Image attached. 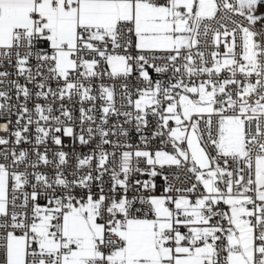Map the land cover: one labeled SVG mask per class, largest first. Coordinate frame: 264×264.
<instances>
[{
	"label": "snow or ice",
	"instance_id": "obj_1",
	"mask_svg": "<svg viewBox=\"0 0 264 264\" xmlns=\"http://www.w3.org/2000/svg\"><path fill=\"white\" fill-rule=\"evenodd\" d=\"M262 8L264 0H0V84L13 75L5 65L18 78L8 81L17 103L0 90V131L14 137L0 145L33 144L31 155L3 150L0 264H264ZM221 12L233 27L204 24ZM210 31L206 57L201 35ZM105 77L125 81L131 111L117 109ZM150 115L156 131L140 135L143 148L110 139L129 137L123 125L133 122L141 134ZM112 116L124 120L109 127ZM65 137H98L71 172ZM156 137L172 151L148 150ZM165 166H186L195 182L164 176L155 194Z\"/></svg>",
	"mask_w": 264,
	"mask_h": 264
},
{
	"label": "built area",
	"instance_id": "obj_2",
	"mask_svg": "<svg viewBox=\"0 0 264 264\" xmlns=\"http://www.w3.org/2000/svg\"><path fill=\"white\" fill-rule=\"evenodd\" d=\"M222 16H223L222 12L218 13L214 20H212V21H207L206 20L204 22V24L210 25V27L212 29L219 28L221 23L227 24L228 27H230V28L233 27V25L229 21L223 20ZM220 30L223 31V29H220ZM255 30L264 31V23H258L257 25H255ZM201 33H203V25L201 26ZM211 36H212V32L211 31L209 32L207 37H204L203 35H201V42H202L201 43V50L205 51L206 57L208 55V52L210 50H212L211 43H210ZM193 51L195 52V49H193ZM221 51H223V46H221ZM34 63H35V61H33V64ZM4 68H6L9 72H12L13 75L10 76L8 78V80L5 81L4 84H0V90L9 91L10 94L12 95V103H17L18 101L15 98L14 87L8 81L15 80V79H18V78L15 76L14 69L11 66L5 65ZM0 70H4V69L0 68ZM222 75L223 76H227V73H223ZM252 81L255 82V77L252 78ZM19 82L21 84L25 83V81H24V79L22 77L19 78ZM103 82L105 84H108L109 86H114L115 87V89H116L115 104H116L117 109L119 111H121V112H123V111H131V109L126 107V106L122 107V105H126L127 104L126 99L122 98V95H121L122 89L120 87V85L122 83H125V81L121 80V79L113 80V79H109L108 77H105ZM100 83H101V81H99V80L93 81L94 86H97V87L99 86ZM127 83H129L130 87H132L133 89L136 86H138V81H137L136 77L131 78L130 80L127 81ZM51 86L53 88H55L56 87V81H54V80L51 81ZM28 87L33 90V93L36 91V89L34 88V86L32 84H29ZM0 102H2V101H0ZM33 102H35V97H33ZM40 102L44 103L43 100H41ZM97 103L101 104L102 101H97ZM65 104L67 105L68 102L65 101ZM55 106L59 107V102H56ZM69 106L72 107L74 115L78 116L79 115V111L78 110H79V107H80L79 102L78 101L73 102ZM85 106H88V105L86 104ZM29 107L30 108L32 107V103H29ZM97 115H99V113H97ZM5 118H9V117H7V114H5ZM10 119H11V124L9 125V129L11 131H14L17 128L16 116L12 115L10 117ZM123 120H124V117H122V116L119 117V118H117L116 116H112L110 118V120H109V125L108 126L110 127L113 123L122 122ZM148 120H149V125H148L147 129H143L142 130L141 134H137V132L135 131V123L133 122L132 124H124L123 125L124 128L129 130V133H130L129 137H123V136L114 137L113 136V137H110V139H112V140L119 139L121 141V143H130V144L133 145V150L135 149V147L137 145H139L140 148H143L144 145L141 144V142H140V135H147V136L151 137L152 133L154 131H156L157 118L150 115L148 117ZM0 123H4V119H0ZM78 127H79V125L77 124V128ZM29 135H31V133H29ZM0 136L9 137V133L0 131ZM9 139L14 141V137H9ZM63 139H64V144H65L64 151H66V152H68L70 154L69 164L67 166V169H68L69 172L72 171L73 166L75 165V154H81V155L89 154L95 148L96 143L98 142V137L93 139L91 141V143L88 144V145H81V144H79L78 141L73 143L71 138H67V137H65ZM166 139H167L166 137H156L155 139H150L149 142H148V150L154 152L156 149H160L161 147H163L165 150L171 152L172 151L171 144H165V145L161 144V141L162 140H166ZM47 146H48L49 149H54L56 147L55 145L51 144V142H49V144ZM105 147L107 148V150L109 152L113 151V148H112L111 145H107ZM32 148H33V144H29V143H21L19 145H16L13 142V143H9L8 145H0V162H2V163H7L8 162V161H5L4 157H3V150L4 149H7L8 151H11V150L15 149L17 151V154H18L20 149H25V150H28L30 152V155H31ZM121 150H126V149H121ZM41 151H43V146L41 147ZM49 156L51 158V153H49ZM31 158L35 159V156L32 155ZM132 163H133L134 166L136 165L137 161H136L135 157H133ZM139 167H141V168L147 167L142 159H141V162L139 163ZM48 171H51V169L49 168ZM158 171H160L161 175L155 177V183H156V192H155V194H160L163 191L164 187H166V184H165V181H164V176H168L169 182L173 183V184H176V186H178V187H186V186H188L187 182L184 183V184H180V182H179V179H184L185 176H187L189 179H191V182H193V183L195 182V180L191 176V174L187 173L186 166H182L180 168H177L175 166H165L162 169H160L158 167ZM177 178H179V179H177ZM130 179L132 181H135L136 179L147 180V179H149V177L146 176V175L141 176L139 173H133V175L130 177ZM104 181H105V188L107 189V187L110 186V184H109V176L108 175H105ZM134 194L135 193H132V192L129 193L130 196L134 195ZM0 222H2V221H0ZM4 234H5L4 231L0 230V236H3ZM0 243H3V241L0 240ZM2 259H3V251H2V249H0V260H2ZM31 259H32V257H29L30 261H31ZM37 259H38V257H37Z\"/></svg>",
	"mask_w": 264,
	"mask_h": 264
},
{
	"label": "rangeland",
	"instance_id": "obj_3",
	"mask_svg": "<svg viewBox=\"0 0 264 264\" xmlns=\"http://www.w3.org/2000/svg\"><path fill=\"white\" fill-rule=\"evenodd\" d=\"M261 10L264 11V8H262ZM173 126H174V124H173ZM156 150H158V149H156ZM156 150H155V151H156ZM155 151H154V152H155ZM17 234H19V233H17Z\"/></svg>",
	"mask_w": 264,
	"mask_h": 264
}]
</instances>
